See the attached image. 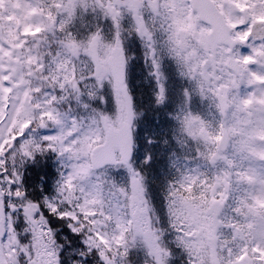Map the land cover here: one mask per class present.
Instances as JSON below:
<instances>
[{
  "label": "rangeland",
  "instance_id": "obj_1",
  "mask_svg": "<svg viewBox=\"0 0 264 264\" xmlns=\"http://www.w3.org/2000/svg\"><path fill=\"white\" fill-rule=\"evenodd\" d=\"M213 1L233 28L232 52L209 39V27L193 14L189 0H122L119 6L111 0H0V156L11 149L12 179L31 153L49 149L65 163V181L73 166L89 165L74 180L75 190L82 202L94 193L105 213L116 210L111 223L98 216L100 233L108 248L120 246L124 256L135 248L144 256L142 264L147 259L167 264L178 252L186 256L185 264H264V67L258 60L264 25L253 27L264 18V0ZM124 39L141 55L146 77L156 81L154 96L169 111L165 124L187 166L171 188L164 242L154 228L157 214L139 172L153 147H139L131 164L118 163L127 174L117 166L94 171L89 160L106 128L118 129L130 117L137 130L128 92L114 86L107 67L110 52ZM88 75H98L95 87L103 78L113 91L102 94L109 97L107 104L85 111L83 102L77 103L76 82ZM219 91L227 95L224 115ZM25 128L28 134L13 147V138ZM48 135L53 143H42ZM77 143L80 148L73 147ZM85 144L87 150L81 151ZM3 165L0 159V171ZM6 194L22 197L19 190ZM7 203L19 207L30 227L37 222L32 223L36 206L28 199ZM93 210L99 213V205ZM12 220L2 244L11 264L26 259L57 264L55 247L41 248L37 237L31 259L17 261ZM35 230L42 235L39 225Z\"/></svg>",
  "mask_w": 264,
  "mask_h": 264
},
{
  "label": "trees",
  "instance_id": "obj_2",
  "mask_svg": "<svg viewBox=\"0 0 264 264\" xmlns=\"http://www.w3.org/2000/svg\"><path fill=\"white\" fill-rule=\"evenodd\" d=\"M2 8H4V5L0 4V9ZM10 10L11 8L7 9V13H9ZM0 12L2 11L0 10ZM133 63L138 65L139 61L134 60L131 64ZM145 74V72L142 73V70L139 72L135 70V75L132 78L130 88L132 89L131 96L134 98V109L138 117L140 118L144 110L151 105L153 109H156L154 115L157 116V126H162L159 130L156 129V135L154 137L156 144H154L152 149V162L148 167L140 169V172L145 179L150 206L157 214L154 228L158 231V234L161 235L160 237L164 242L169 236V215L167 210L171 197L170 191L172 184L177 182L180 174L186 172V168L180 161L179 148L172 143L170 128L168 127V124H165L168 122L169 111H166L157 104L156 99L150 92L149 86L145 84ZM165 125L166 127H164ZM38 153L39 155L37 159L40 166L37 167L35 165H30L32 161L31 158H29L28 162L19 170V173L23 174L25 177V183L21 184L16 190H19L23 197L24 190L27 188V191L31 194L28 200L33 203L34 199H39L40 182H46V187L48 189L46 195L52 197V200L55 202L54 204H50L48 201H45V204L48 205L46 210L48 211V219L51 223V228L49 229L42 217H35V220L40 222L41 227L45 230L43 239L46 244L54 246L55 249H57V253H59L63 247L62 258L64 259L65 264H82V262H86V264H101V258L92 255L89 248L85 246L86 244L91 245L93 248L99 247L101 252L105 254L104 258L110 261V264H142L144 256L142 254L137 255L135 249H131L130 255L126 254V256H124L120 246L108 248L104 239L97 235L100 226L93 229L91 227L93 222L89 221L87 216H81L79 221L75 218L69 219L67 217V213L70 211L72 213H78L81 211L80 207L73 204V201L77 198L81 200V195L79 196L78 192L76 190L73 191L71 187H68L67 189L65 188L64 176L66 168L63 161L54 159L55 154L50 150ZM4 159L7 160L8 157H5ZM14 180H17L18 182L17 175H15ZM7 190L8 188L3 191L4 195H6ZM66 200L69 203L68 206L65 207L63 202ZM56 205L62 207V213L53 214L52 209ZM19 214L20 213L17 215ZM61 214L65 215L64 219L59 218V215ZM72 226H74V228ZM17 231L20 232L21 237H23L24 232L26 231L31 233L29 238H24L17 246L18 252L23 251L24 253L22 257L25 256L30 260L32 253L38 249L35 240L36 232L34 228H30L29 221L27 228L21 224ZM89 232H91V235H89ZM37 239L38 241H42L38 236ZM29 244H31V254H29L28 251ZM105 246L107 247V250H105ZM176 248L178 251L180 250L179 246ZM178 253H180L179 256L175 255L169 257L167 264H185L186 256L182 252ZM5 256L7 260H9L7 253ZM144 264H153V261L147 259V262Z\"/></svg>",
  "mask_w": 264,
  "mask_h": 264
},
{
  "label": "snow or ice",
  "instance_id": "obj_3",
  "mask_svg": "<svg viewBox=\"0 0 264 264\" xmlns=\"http://www.w3.org/2000/svg\"><path fill=\"white\" fill-rule=\"evenodd\" d=\"M121 43V47H122ZM152 59L155 60V52H153ZM135 60V57H133V61ZM152 65H150L151 67ZM91 68L85 69V71H91ZM135 75V64L129 65L127 62L125 63V80H124V87L125 90L130 94L132 89L129 87L130 84L132 83V78ZM155 76V73H153V77ZM98 80V75H88L85 76L83 80H79L76 82V90H78L79 95L77 99V103L83 102L82 106L84 107L85 111H88L89 108H91L94 105H99L101 101H103L105 104L108 103L109 97L102 95L105 90H108L109 92H112V88L109 85L108 81H105L103 78H99V87H95L96 83ZM153 83H156L155 79H153ZM86 90H90L92 92V95H88ZM166 94V90H165ZM134 99V98H133ZM113 104H115V96L112 97ZM156 109H153L151 105L148 106L144 110V112L141 114L137 126V131L136 134H134V139L137 141V149L141 146L146 147L148 149H151L154 144H155V135H156V129H157V116L154 115ZM99 120H97V123ZM30 128V125L28 126ZM42 128L46 127V125H42ZM28 134V128H25L23 132L20 133V136L14 137L12 140V146L16 147L18 146L21 141L25 138V136ZM42 143L44 144H52L53 143V138L51 135H48L44 140H42ZM88 143H91L89 141ZM74 148H80V144L77 143L76 145L73 146ZM87 144L84 145V148L80 149L81 151H86L87 150ZM49 150H54V149H49ZM11 149H8V151L4 152L3 156H0V159H4L7 157ZM113 152H118V149L116 147H113L112 149ZM133 153H130L127 157V162L131 164V157ZM39 153L33 152L31 153V161L32 163L30 165H35L39 167V161L37 159ZM152 162V156L149 155L147 163L144 165V167H148ZM113 162L108 161L105 164L102 165L103 168L109 167ZM15 168V165L12 166ZM89 165H82L79 168L76 166H73V171L70 172L69 176L66 178L65 181V188L67 189L68 187H71L73 191H75V183L74 180L83 175ZM133 168H135V165H132ZM116 171H124L127 174V169L122 167V166H117ZM18 182L17 180H13L12 176L13 173L9 171L8 167V162L6 159H4V165H3V171H0V187H2L5 183H7L9 193L15 191L16 189L19 188L21 184L25 183V177L23 174H20L19 172L16 173ZM5 177L8 179L5 180ZM48 189L46 187V182H40L39 184V199H34L33 203L36 205V212L34 213V216L42 217L44 219L45 224L51 228V223L48 219V211L46 210L48 208V205L45 204V201H48L50 204H54L55 202L52 200V197L47 196ZM127 191V189H125ZM30 193L27 191V188H25L23 197L20 196H12V195H4L3 197H0V201H3V210L5 213V227L9 223V218L12 217L13 215L16 216L15 220H12V228L13 232L16 234V245H12V247H17L19 243L22 242L24 238H29L31 236V233L29 232H24L23 237H21L20 232L17 231V229L20 228L21 224L24 225L25 228L28 226V221L26 219H23V213L20 211V209H17L15 207H10L9 204L7 203L8 201H13V200H20V199H28L30 197ZM94 193L90 194L85 197L84 201L81 202L79 198H77L75 201H73V204L80 207L81 211L78 213H72L71 211L67 213V217L69 219L75 218L77 221H79L81 216H87V219L89 221H92L91 227L93 229H96L98 226H103L99 223L97 220V217L99 216L102 220H104L105 223H111V216L113 212L116 210L114 208L109 209L107 213L104 212V205L102 201H98L96 199H93ZM64 206H68V201H64ZM99 205L100 212L98 213L97 211H94L93 209L97 208ZM53 214H60L62 213V207L60 205H56L52 209ZM17 213H20L17 215ZM60 219H64L65 215L61 214L59 215ZM43 226V225H42ZM74 228V226H72ZM82 234V233H81ZM89 235H91V232H89ZM98 236H101L102 239H104V242L106 243L107 240L104 238L103 234L97 232ZM86 247L89 248V251L91 252L92 255L99 256L101 258V264H110V261L104 258V253L101 252L99 247L93 248L91 245H85ZM29 254H31V244H29ZM130 250L128 255H130ZM24 253L23 251L19 252V255L16 257L17 261H19L20 257L23 256ZM63 257V247L61 248L60 252L58 253V264H65ZM0 264H2V261H0ZM25 264H28V260H25ZM82 264H86V262H82Z\"/></svg>",
  "mask_w": 264,
  "mask_h": 264
},
{
  "label": "water",
  "instance_id": "obj_4",
  "mask_svg": "<svg viewBox=\"0 0 264 264\" xmlns=\"http://www.w3.org/2000/svg\"><path fill=\"white\" fill-rule=\"evenodd\" d=\"M112 1L114 4L120 2V0ZM192 3L197 11L198 19L210 25L211 30L209 32V37L211 41L216 44H226L229 46V49L232 50L234 42L230 36L231 28L226 23L223 14L217 9L214 3L211 0H192ZM261 59L264 61V54L261 55ZM125 63L122 49L115 47L108 58V67L117 87L124 84ZM226 99L225 94H218V102L222 114H224L227 108ZM226 139L227 135L224 134L221 140V147L223 149L226 147ZM113 147L119 148L122 161L127 162L128 155L133 153V136L131 125L129 123L122 125L119 130H114L112 128L107 129L105 143L96 146L91 152V163L94 168H102V165L108 161L113 162L111 165L116 164L115 152L112 151ZM0 197H2L1 191ZM10 207L15 206L10 205ZM5 233V213L3 210V201H0V261H2V264H8L1 247Z\"/></svg>",
  "mask_w": 264,
  "mask_h": 264
},
{
  "label": "flooded vegetation",
  "instance_id": "obj_5",
  "mask_svg": "<svg viewBox=\"0 0 264 264\" xmlns=\"http://www.w3.org/2000/svg\"><path fill=\"white\" fill-rule=\"evenodd\" d=\"M262 66L264 67V64L262 63Z\"/></svg>",
  "mask_w": 264,
  "mask_h": 264
}]
</instances>
